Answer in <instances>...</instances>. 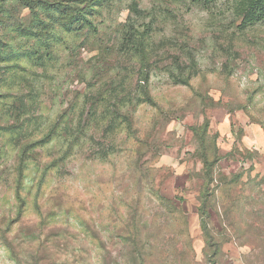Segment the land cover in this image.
Here are the masks:
<instances>
[{
    "label": "rangeland",
    "instance_id": "rangeland-1",
    "mask_svg": "<svg viewBox=\"0 0 264 264\" xmlns=\"http://www.w3.org/2000/svg\"><path fill=\"white\" fill-rule=\"evenodd\" d=\"M251 3L0 0V264H264Z\"/></svg>",
    "mask_w": 264,
    "mask_h": 264
},
{
    "label": "trees",
    "instance_id": "trees-1",
    "mask_svg": "<svg viewBox=\"0 0 264 264\" xmlns=\"http://www.w3.org/2000/svg\"><path fill=\"white\" fill-rule=\"evenodd\" d=\"M259 2H260V0H252V3L251 4H255L256 5ZM258 5L260 6V9H263L264 2L263 3H259ZM261 15H262L261 17L264 16V11L262 12ZM252 20H254V18H248L247 16H244V17H242L241 23H244L246 21L247 22H250ZM30 57L28 59L29 62L32 63L33 67H37L38 66V65L36 66V61L37 60H34L33 57H31V58ZM20 59H21V56H19V55L12 54L10 52L9 53H4L2 47L0 46V63H5L6 64V68H7V71L8 72L15 71L16 70L15 68H18L17 71L19 69L21 70V67L19 66V64H17L18 63L17 61H20ZM14 61H16V62H14ZM10 62H12L14 64H11ZM37 63H38V61H37ZM40 67H41V65H39V68ZM33 95H34V92H32L31 90H28L27 93H26V98H24L21 103H19L20 101L17 100L15 102V104H38V102H36L35 100L32 99L33 98ZM11 114H12L11 111L5 110V109H3L2 106H0V122L1 121L2 122L8 121L9 120V117L11 116ZM6 127L7 126H4V124H0V129L3 130Z\"/></svg>",
    "mask_w": 264,
    "mask_h": 264
},
{
    "label": "crops",
    "instance_id": "crops-1",
    "mask_svg": "<svg viewBox=\"0 0 264 264\" xmlns=\"http://www.w3.org/2000/svg\"><path fill=\"white\" fill-rule=\"evenodd\" d=\"M3 64H4L5 66H2ZM0 67H2L3 69H7L5 63H0Z\"/></svg>",
    "mask_w": 264,
    "mask_h": 264
}]
</instances>
